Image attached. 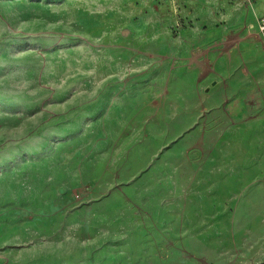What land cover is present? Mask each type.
<instances>
[{
    "label": "rangeland",
    "instance_id": "rangeland-1",
    "mask_svg": "<svg viewBox=\"0 0 264 264\" xmlns=\"http://www.w3.org/2000/svg\"><path fill=\"white\" fill-rule=\"evenodd\" d=\"M98 3L0 0V264L131 261L128 188L173 132L158 95L173 61L98 41Z\"/></svg>",
    "mask_w": 264,
    "mask_h": 264
},
{
    "label": "crops",
    "instance_id": "crops-1",
    "mask_svg": "<svg viewBox=\"0 0 264 264\" xmlns=\"http://www.w3.org/2000/svg\"><path fill=\"white\" fill-rule=\"evenodd\" d=\"M98 1V41L136 39L129 48L144 54L155 44L173 61L172 89L158 94L159 126L173 132L164 129V153L128 188L142 221L125 234L127 264L263 263L264 0Z\"/></svg>",
    "mask_w": 264,
    "mask_h": 264
},
{
    "label": "built area",
    "instance_id": "built-area-1",
    "mask_svg": "<svg viewBox=\"0 0 264 264\" xmlns=\"http://www.w3.org/2000/svg\"><path fill=\"white\" fill-rule=\"evenodd\" d=\"M259 31L264 41V15L259 19Z\"/></svg>",
    "mask_w": 264,
    "mask_h": 264
}]
</instances>
